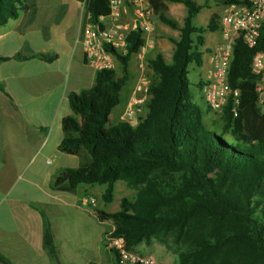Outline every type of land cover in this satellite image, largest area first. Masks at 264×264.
<instances>
[{"label":"trees","instance_id":"16d2710c","mask_svg":"<svg viewBox=\"0 0 264 264\" xmlns=\"http://www.w3.org/2000/svg\"><path fill=\"white\" fill-rule=\"evenodd\" d=\"M163 1L148 0L157 19L176 29L178 36L168 38L173 43L168 62L160 53L146 56L151 77L143 116L134 125L108 121L119 102L127 62L143 44L141 30L135 29L126 35L123 54L106 47L118 62L119 74L114 69L95 70L92 86L68 94L70 113L61 119L58 150L75 155L78 163L61 168L51 188L72 193L78 184H102L101 201L109 203L114 181L124 177L129 185H140L132 199L122 197L113 212L90 208L98 221L112 222L108 234L122 236L127 248L133 250V245L171 227L181 234L191 216L199 214L211 224V239L199 234L194 248L179 254V264H264V120L259 123L253 112L255 78L249 67L253 52L264 45V31L251 48L239 35L233 36L227 83L237 92L236 102L230 94L221 112L214 113L219 131H210L202 122L201 107L191 98L187 68L200 64L201 34L215 30L218 18L212 15L204 26H194L191 20L201 5L179 0L186 14L178 25L166 16ZM211 1L226 5L244 0ZM29 3L32 7L33 0ZM27 8L23 0H0V24ZM108 11L107 0H85L80 32L85 23L96 24ZM155 173H175L180 181L175 186L162 185ZM187 193L194 197L172 204ZM41 217L43 245L55 257L48 222L42 213ZM224 246L226 260L213 262L212 256ZM0 262L8 264L1 256Z\"/></svg>","mask_w":264,"mask_h":264},{"label":"crops","instance_id":"0c3cea01","mask_svg":"<svg viewBox=\"0 0 264 264\" xmlns=\"http://www.w3.org/2000/svg\"><path fill=\"white\" fill-rule=\"evenodd\" d=\"M192 1L201 5L192 24L206 11L202 24L194 26H204L212 15L219 21L225 11V5L211 0ZM26 4L27 9L0 24V56L6 57L0 60V256L8 264L97 262L101 255L89 252L88 245L92 246L91 234L103 240L104 222L96 219L90 207H103L104 186L78 184L72 193L51 188L61 168L78 163L75 155L58 150L61 119L70 113L68 94L88 89L94 82L95 69L86 63L80 43L84 4L81 0ZM163 6L166 16L179 25L186 14L182 2L164 0ZM150 25L152 43L145 56L160 53L170 59L173 43L168 38L176 39L178 31L162 24L153 12ZM203 33L200 64L191 63L200 70L198 91L208 69L209 51L222 41L219 24L208 31L207 44ZM18 54L22 58H15ZM40 54L53 58L45 60ZM41 213L48 222L56 258L43 245Z\"/></svg>","mask_w":264,"mask_h":264},{"label":"built area","instance_id":"2783aa9c","mask_svg":"<svg viewBox=\"0 0 264 264\" xmlns=\"http://www.w3.org/2000/svg\"><path fill=\"white\" fill-rule=\"evenodd\" d=\"M84 4L85 0H81ZM108 14L100 16L96 24L85 23L80 39L86 63L95 70L113 69L114 56L106 47L123 54L126 35L129 31L140 29L143 44L138 52L151 46L150 16L148 0H107ZM126 17V18H124ZM221 43L209 51L208 69L199 81V93L203 103L213 113H220L228 97L232 94L236 102V90H230L227 71L231 59V41L234 35L247 47L256 45L261 31H264V0H244L241 3L225 5L219 19ZM250 72L254 76L253 90L256 103L264 105V45L253 52L250 58ZM146 82L142 79L134 88L129 103L123 109L120 120L134 125L147 100ZM139 93V95L136 94ZM93 204V200L85 199ZM108 250L114 253L115 264H162L152 256L140 255L126 247L122 236L107 234Z\"/></svg>","mask_w":264,"mask_h":264},{"label":"rangeland","instance_id":"374dc122","mask_svg":"<svg viewBox=\"0 0 264 264\" xmlns=\"http://www.w3.org/2000/svg\"><path fill=\"white\" fill-rule=\"evenodd\" d=\"M28 3L29 0H23ZM17 6V4H15ZM202 16H206V11L197 16L193 20L194 25H201L202 21L200 20ZM204 43L207 44L208 38V31L203 33ZM15 42H12L11 47L14 45ZM19 43V42H18ZM18 43L16 45H18ZM212 48V47H211ZM146 49V48H145ZM145 51V50H144ZM136 52L132 54L127 62V75L126 80L122 87L119 90V102L111 109L108 121L110 124H113L117 120L118 114L121 112V109L125 107V102L128 98L129 93L134 91L135 86L137 83L142 81V79L148 84L151 71L147 66L145 52ZM148 56H151L148 54ZM167 62L169 59L166 60ZM113 69L115 70L116 74H119V66L118 62L114 59L112 60ZM200 71V70H199ZM198 71L197 67L193 64H189L187 68V78L189 81V92L192 97V100L196 102L202 109V122L204 123L205 127L210 131H219V120L217 115H215L209 109L204 107V104L200 100L199 91L196 86L198 76L200 72ZM133 94V93H132ZM137 95L139 93L136 92ZM130 98V97H129ZM146 103V102H145ZM145 103L142 109L141 114L139 117H142L145 111ZM253 112L258 117L259 123L264 120V106L259 104L253 105ZM223 137L233 143V140L230 138L228 134H223ZM162 182L175 186L178 185L180 178L177 174H162V173H155ZM140 185H129L126 182L124 177H119L114 181L113 184V193L112 199L109 203H103V207H99L106 212H113L119 209V200L122 197H126L128 199H132ZM194 197L192 193H187L181 199L173 201V205H177L181 200H188L189 198ZM104 225H102L104 229L105 238L106 235L111 232L113 229V224L109 220L103 221ZM100 227V226H98ZM99 230V228H98ZM211 224H209L203 217L199 214H194L189 219L188 223L185 226V230L183 233L178 234L177 227H171L166 230H161L156 233L154 236L150 237L146 241H140L137 244L133 245L132 248L140 255L145 256H152L159 260L162 264H179V254L185 251H190L194 248V245L197 241V237L199 234H207L209 235L208 240L211 239L210 235ZM209 231V232H208ZM92 235V246L88 245V251L92 253H96L101 255V258L97 262H90V264H115L114 255L110 250H108L105 239L103 240L98 239V236ZM87 251V252H88ZM217 252V253H216ZM213 257V262L215 263H222L226 260L227 255V247L224 246L220 250L216 251ZM89 264V263H87Z\"/></svg>","mask_w":264,"mask_h":264}]
</instances>
